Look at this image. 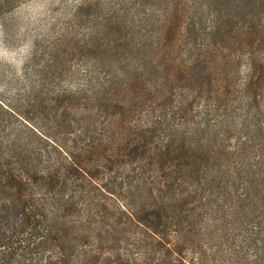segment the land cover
<instances>
[{"label": "trees", "instance_id": "1", "mask_svg": "<svg viewBox=\"0 0 264 264\" xmlns=\"http://www.w3.org/2000/svg\"><path fill=\"white\" fill-rule=\"evenodd\" d=\"M19 2L0 0V12ZM173 18L156 21L157 30L122 25L120 43L104 46V57L96 59L104 64L89 70L93 96L107 101L110 116L107 163L92 168L93 176L70 155L58 162L39 157L22 136L9 141V161L0 162V264H203L204 210L209 214L216 204L212 213L221 219L230 207L219 205L228 195L220 192L212 201L215 193L204 187L216 179L217 160L226 152L218 148V133L214 144L207 136L215 118L223 127L219 118L233 111V103L242 104L230 99L241 52L250 57L252 104L246 111L257 107L264 83V0H198L184 9L182 21ZM152 75L160 79L153 82ZM173 80L188 85L169 94ZM210 162L213 170L203 166ZM245 163L236 179L250 173L253 184L242 185L247 193L239 197L240 214L222 224L236 237L222 232L219 238L226 261L251 250L264 262V156L262 163ZM116 173L120 180L124 174L121 189L129 190L111 207L103 197L111 194ZM191 180H200V187L192 188Z\"/></svg>", "mask_w": 264, "mask_h": 264}, {"label": "rangeland", "instance_id": "2", "mask_svg": "<svg viewBox=\"0 0 264 264\" xmlns=\"http://www.w3.org/2000/svg\"><path fill=\"white\" fill-rule=\"evenodd\" d=\"M195 1L198 0H20L13 9L0 12V162L9 161V141L19 135L32 142L39 157L65 163L70 155L76 163L87 165L89 175L93 176L92 168L107 163L104 145L110 116L106 112L107 101L102 96L98 99L93 96L95 85L90 82L89 70L104 64L96 60L104 57L101 53L104 46L120 43L125 34V30L118 31L122 25L135 27V32L139 31L137 26L145 30L152 25L157 30L156 21L165 22L171 16L175 22L182 21L184 9ZM99 43L103 46L95 49ZM249 58L245 52L238 55L231 83L234 95L230 99L242 104L233 103V111L219 118L223 127L215 118L207 136V142L214 144L213 135L218 133V148H225L226 152L217 160L216 179L208 182V186L203 179L202 184L215 193L212 201L218 202L220 192L228 195L227 201L219 205L230 207L229 217L222 213L221 219L212 213L216 204L210 205L209 214L204 210V223L200 227L203 264H264L251 250L226 261L228 254L219 238L222 232L230 239L236 237L230 229L223 231L227 225L222 224L233 221L235 212L240 214L239 197L244 191L247 193L243 189L248 183L253 184L252 174L240 181L236 175L242 177L246 169L244 166L242 169L244 161L255 165L256 161L262 163L264 156V83L258 90L257 107L247 112V104H252L248 93ZM159 77L150 76L153 82ZM45 83L50 85L46 89ZM187 85L184 80H173L165 92L170 94L173 88H177L173 92H180ZM200 96L198 111L203 117L206 104ZM255 128L262 132L257 134ZM89 150L96 153L90 155ZM203 166L213 170L214 162ZM118 175H112L115 185L111 194L103 197L111 207L120 205L117 195H122L123 200L122 192L129 190L121 189L124 174L121 180ZM199 181L191 180L189 184L199 188ZM261 192L264 195V190ZM198 213L203 214L200 209ZM239 217H245L247 222L249 216Z\"/></svg>", "mask_w": 264, "mask_h": 264}]
</instances>
